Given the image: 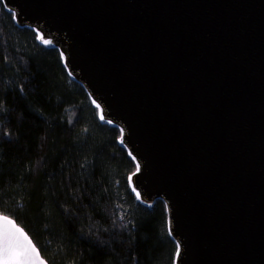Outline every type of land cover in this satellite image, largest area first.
Segmentation results:
<instances>
[{
    "label": "water",
    "instance_id": "water-1",
    "mask_svg": "<svg viewBox=\"0 0 264 264\" xmlns=\"http://www.w3.org/2000/svg\"><path fill=\"white\" fill-rule=\"evenodd\" d=\"M2 3L123 133L132 191L166 206L174 264H264V0ZM36 249L29 264H48Z\"/></svg>",
    "mask_w": 264,
    "mask_h": 264
},
{
    "label": "trees",
    "instance_id": "trees-1",
    "mask_svg": "<svg viewBox=\"0 0 264 264\" xmlns=\"http://www.w3.org/2000/svg\"><path fill=\"white\" fill-rule=\"evenodd\" d=\"M36 36L0 0V213L48 264H174L166 206L136 199L120 129Z\"/></svg>",
    "mask_w": 264,
    "mask_h": 264
},
{
    "label": "snow or ice",
    "instance_id": "snow-or-ice-1",
    "mask_svg": "<svg viewBox=\"0 0 264 264\" xmlns=\"http://www.w3.org/2000/svg\"><path fill=\"white\" fill-rule=\"evenodd\" d=\"M36 38L45 45L52 43V41L44 39L39 33H37ZM101 119H103V116H101ZM137 171H139L138 165ZM131 181L132 177L129 176L130 184ZM136 199H140L139 192H136ZM4 221H8L11 225L10 229L4 227ZM37 257H39V252L24 229L18 227L14 221L9 220V217L0 215V264H29L30 260ZM40 264H45V261L41 260Z\"/></svg>",
    "mask_w": 264,
    "mask_h": 264
}]
</instances>
